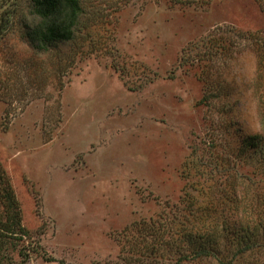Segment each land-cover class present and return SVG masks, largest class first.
Instances as JSON below:
<instances>
[{
  "label": "rangeland",
  "instance_id": "obj_1",
  "mask_svg": "<svg viewBox=\"0 0 264 264\" xmlns=\"http://www.w3.org/2000/svg\"><path fill=\"white\" fill-rule=\"evenodd\" d=\"M82 3L75 39L42 50L33 1L0 0V168L25 228L8 263L264 264V249L234 257L233 233L217 259L193 258L183 235L202 188L223 181L199 162L223 156L249 172L245 225L264 224V162L241 158L243 139L264 135V49L250 39L264 37V6ZM220 35L233 47L211 46ZM218 209L219 223L243 225L244 206Z\"/></svg>",
  "mask_w": 264,
  "mask_h": 264
},
{
  "label": "trees",
  "instance_id": "obj_2",
  "mask_svg": "<svg viewBox=\"0 0 264 264\" xmlns=\"http://www.w3.org/2000/svg\"><path fill=\"white\" fill-rule=\"evenodd\" d=\"M34 13L40 18V22L31 30L29 36L32 43L42 49L48 50L58 43H66L75 39L77 26L80 24L82 13L85 12L82 0H32ZM264 6V0H258ZM97 16V13L93 11ZM94 18H96L94 16ZM92 19V18H90ZM6 18L0 19V31L6 24ZM3 29V30H4ZM250 34V33H249ZM253 36V38H252ZM210 39L211 46L218 48L233 47L234 41L224 38V36ZM254 44L264 49V37L260 34H250ZM249 39V38H248ZM241 158L246 163L259 160L264 162V135L260 133L248 135L243 139ZM244 154H247L246 158ZM240 158V159H241ZM210 161H200L199 167L202 174L209 176L215 171L216 174L223 178L218 185L211 183L207 185L203 192L208 198L207 204L201 210L197 219L199 224H193L191 230L183 229V235L187 238L189 246L192 248L193 258H205L216 256L219 257V240L224 234L233 233V256L243 257L247 253H258L264 249V224L245 225L251 221V213L246 208L249 187L244 186V182L249 178L248 170L240 166L228 157H219V162L213 166ZM198 171V170H197ZM224 186V187H223ZM202 192V193H203ZM191 194L186 192V196ZM192 195V194H191ZM233 205L235 208L242 210L244 223L241 227L235 228L219 223L217 211L221 205ZM195 216V214H194ZM209 220L208 227L203 224L202 220ZM203 224V225H202ZM206 230V232H205ZM24 231V232H23ZM205 232V233H204ZM25 228L22 224L21 210L15 192L10 184L9 179L0 168V264H7V247L13 240H22ZM11 240V241H10ZM218 253V254H217ZM186 256V255H185ZM191 257V256H189ZM216 258L217 257H213ZM221 261L220 258H218ZM178 263L180 260L177 259ZM183 261V260H182ZM9 264V263H8Z\"/></svg>",
  "mask_w": 264,
  "mask_h": 264
}]
</instances>
